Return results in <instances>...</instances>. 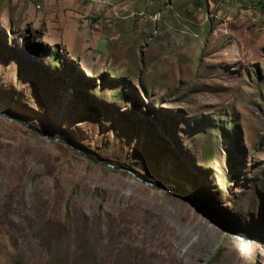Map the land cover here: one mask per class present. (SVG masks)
<instances>
[{"label":"rangeland","instance_id":"rangeland-1","mask_svg":"<svg viewBox=\"0 0 264 264\" xmlns=\"http://www.w3.org/2000/svg\"><path fill=\"white\" fill-rule=\"evenodd\" d=\"M0 108V264H264V0H0Z\"/></svg>","mask_w":264,"mask_h":264},{"label":"water","instance_id":"water-1","mask_svg":"<svg viewBox=\"0 0 264 264\" xmlns=\"http://www.w3.org/2000/svg\"><path fill=\"white\" fill-rule=\"evenodd\" d=\"M0 116H4L8 119H11V120H14L15 122L23 125L25 128L29 129V130H32L33 132H35L36 134H38L39 136H42V137H45L47 139H50V140H59L60 142H63L71 147H73V144L67 140H64V139H61V138H58L55 136V134L52 132V133H48V132H42L37 126L29 123L28 121L20 118L19 116H17L15 113L11 112V111H5L4 109H1L0 108ZM86 157L92 161V162H95L99 165H102V166H105L107 168H111V169H124L126 170L134 180L148 186V187H152V188H163V187H175L173 186L171 183H165V184H157V183H153L151 182L150 180H146L145 178L139 176V175H136L132 170L128 169V168H125V167H122V166H118V165H113V164H110V163H107V162H102L98 159H94L92 157H89L86 155Z\"/></svg>","mask_w":264,"mask_h":264}]
</instances>
